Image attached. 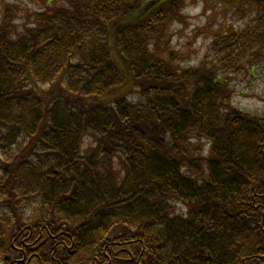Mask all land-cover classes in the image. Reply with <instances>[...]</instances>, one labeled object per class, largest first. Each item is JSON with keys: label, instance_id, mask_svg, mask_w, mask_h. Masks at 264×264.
Here are the masks:
<instances>
[{"label": "trees", "instance_id": "16d2710c", "mask_svg": "<svg viewBox=\"0 0 264 264\" xmlns=\"http://www.w3.org/2000/svg\"><path fill=\"white\" fill-rule=\"evenodd\" d=\"M183 1H57L16 31L4 11L0 264H264V110L229 83L264 0H229L246 25L181 67L146 43Z\"/></svg>", "mask_w": 264, "mask_h": 264}, {"label": "rangeland", "instance_id": "374dc122", "mask_svg": "<svg viewBox=\"0 0 264 264\" xmlns=\"http://www.w3.org/2000/svg\"><path fill=\"white\" fill-rule=\"evenodd\" d=\"M68 0H0V25L4 11L10 13L12 31L23 30V19L38 9ZM169 3L168 5H172ZM246 6L231 5L229 0H184L177 11L172 10L159 26L160 33L152 34L147 41L148 50H155L170 61L171 65L191 66L203 64L209 66L212 54L210 45L213 35L240 29L246 25ZM12 13V14H11ZM230 33V32H229ZM156 35V40H155ZM253 49L255 56L240 63V69L232 75L229 83L231 105L242 110L260 113L264 110V47ZM170 53H173L172 56ZM91 137L85 138L82 149L93 145ZM87 147V148H86ZM178 211L184 209L176 206Z\"/></svg>", "mask_w": 264, "mask_h": 264}]
</instances>
